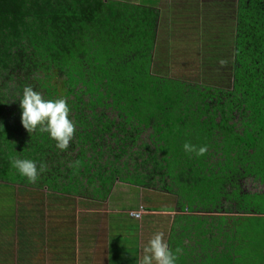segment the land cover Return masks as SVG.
Masks as SVG:
<instances>
[{
	"label": "trees",
	"instance_id": "trees-1",
	"mask_svg": "<svg viewBox=\"0 0 264 264\" xmlns=\"http://www.w3.org/2000/svg\"><path fill=\"white\" fill-rule=\"evenodd\" d=\"M178 1L0 0V193L25 182L42 200L19 205L21 222L47 194L131 206L136 193L146 207L123 209L125 232L161 233L176 264H264V0ZM195 14L215 23L192 31ZM29 85L68 102L67 150L23 127ZM15 158L46 165L37 183ZM155 208L174 212L168 227Z\"/></svg>",
	"mask_w": 264,
	"mask_h": 264
},
{
	"label": "crops",
	"instance_id": "crops-1",
	"mask_svg": "<svg viewBox=\"0 0 264 264\" xmlns=\"http://www.w3.org/2000/svg\"><path fill=\"white\" fill-rule=\"evenodd\" d=\"M198 16L187 17L192 27L197 26L194 20ZM3 181V177L0 178V186ZM25 186L23 182L13 187L15 189L10 191L13 195L0 193V264H121L119 257L124 260L128 251L129 256L133 255L132 232H126L127 244H122L119 255L118 244L115 241L111 244L112 236L125 233L128 224L134 221L122 213L130 204L128 199L123 200L117 192L111 191L101 205L80 197L62 202L47 194L39 213L21 222L19 205L42 201L35 202L31 187ZM113 209L119 212L112 217L108 212ZM106 216L111 222L103 227L102 219Z\"/></svg>",
	"mask_w": 264,
	"mask_h": 264
},
{
	"label": "clouds",
	"instance_id": "clouds-1",
	"mask_svg": "<svg viewBox=\"0 0 264 264\" xmlns=\"http://www.w3.org/2000/svg\"><path fill=\"white\" fill-rule=\"evenodd\" d=\"M15 99H19L22 109V125L30 134L36 131L46 132L58 149H68L74 138L76 125L70 119L71 109L66 99H48L31 85L25 86ZM183 149L186 153L197 156H203L207 152L206 147L197 148L188 142L184 143ZM11 163L28 183H37L46 170L45 164L41 163L38 167L35 161L27 158H15ZM142 253L140 264H176L177 257L169 249L161 233H156L143 245Z\"/></svg>",
	"mask_w": 264,
	"mask_h": 264
},
{
	"label": "rangeland",
	"instance_id": "rangeland-1",
	"mask_svg": "<svg viewBox=\"0 0 264 264\" xmlns=\"http://www.w3.org/2000/svg\"><path fill=\"white\" fill-rule=\"evenodd\" d=\"M130 1H134V2H139V0H130ZM176 1L177 0H173V2L175 3V4H181V2L182 1H178L177 3H176ZM226 4V3H225ZM230 5H232V3L230 4ZM161 6L164 8V6H176V5H172V4H170V3H167V2H164L163 1V3L161 4ZM195 15H198V14H195ZM199 17V16H198ZM197 17V18H198ZM197 26H193L192 28H191V30L192 31H198V29L199 28H201V26L202 27H204V26H212L215 22H214V20H204V22H201L200 20H199V18H198V20H197ZM189 42H188V44L190 45L191 44V42L194 40L193 38L191 39V38H189ZM195 51H198V45L197 46H195ZM196 53V52H195ZM182 70H184V69H182ZM118 185H120V186H123V183H121V184H118ZM138 190H133L132 192H137ZM134 202H133V204H131V206H128L127 208H132V209H134V208H136L138 205H144V207H146V205H145V203L141 200V198H140V196L138 195V194H134ZM104 209H110L109 207H103ZM118 210V209H117ZM117 210H115V209H113V210H110L109 212H108V214L109 215H111L112 216V214H117L119 211H117ZM127 211H124V212H122L124 215H125V213H126ZM146 212V211H145ZM132 213H134V212H132ZM150 213H152L151 215L152 216H156L157 217V219H162V220H165L166 221V223L165 224H167V227L169 226V224H170V222H171V217H170V215L172 216V214L174 213V212H170V211H166V210H163V209H161V208H158V209H156L155 208V210L154 211H149L148 212V214H150ZM119 214H121V213H119ZM134 214H136V213H134ZM168 214H170V215H168ZM113 217V216H112ZM117 219H118V217H117ZM120 219V218H119ZM118 219V220H119ZM103 220V224H102V226L103 227H107L108 226V224H110V222H111V220H109L108 219V216H106L104 219H102ZM137 220V219H136ZM137 221H140V220H137ZM138 225V229L134 232V234L132 235V237H131V242H132V244L133 245H137V246H143V245H145L147 242H148V239H150L151 238V236H152V233H150L151 232V229H148L147 231H146V229L145 230H143L142 229V231H141V224H140V222L139 223H137ZM124 233V232H123ZM123 233H119V234H117L115 237H113L112 236V243L111 244H113L114 243V241H115V243H117L118 244V248L120 247V246H122V244H127L126 243V241H125V239L126 238H124V235H123ZM126 233V232H125ZM145 234H146V236H145ZM131 235V234H130ZM141 236V237H140ZM260 236H262V234H260ZM144 240H146V242L143 244V241ZM261 247H262V249H264V247L261 245ZM119 252H120V250L118 251V255H119ZM134 252V254H133V258H134V256H137L138 258H139V263H140V261H141V259H142V255H143V253L141 252V249L140 250H138V251H133ZM136 252V253H135ZM190 258L192 257L191 256V249L189 248L188 249V254H187ZM134 261V260H133Z\"/></svg>",
	"mask_w": 264,
	"mask_h": 264
},
{
	"label": "built area",
	"instance_id": "built-area-1",
	"mask_svg": "<svg viewBox=\"0 0 264 264\" xmlns=\"http://www.w3.org/2000/svg\"><path fill=\"white\" fill-rule=\"evenodd\" d=\"M132 213V212H131ZM134 213H136V214H134ZM134 213H132V214H134L136 217H140L141 216V213H142V211H139V212H134Z\"/></svg>",
	"mask_w": 264,
	"mask_h": 264
}]
</instances>
